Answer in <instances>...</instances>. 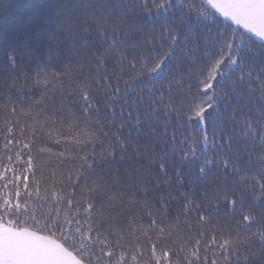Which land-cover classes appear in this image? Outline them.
Listing matches in <instances>:
<instances>
[{"label":"snow or ice","instance_id":"snow-or-ice-1","mask_svg":"<svg viewBox=\"0 0 264 264\" xmlns=\"http://www.w3.org/2000/svg\"><path fill=\"white\" fill-rule=\"evenodd\" d=\"M46 7L0 77V264H264V0Z\"/></svg>","mask_w":264,"mask_h":264},{"label":"trees","instance_id":"trees-1","mask_svg":"<svg viewBox=\"0 0 264 264\" xmlns=\"http://www.w3.org/2000/svg\"><path fill=\"white\" fill-rule=\"evenodd\" d=\"M51 2L52 0H11L10 8L0 9V45L15 46L21 52V55L17 58L18 69H6L3 62L0 61V77L3 76L5 71L19 72L30 61H37L47 55V40L41 38L40 33L43 29L55 27L56 11L46 7ZM7 3L8 0H5L6 5ZM221 19L223 18L221 17ZM154 22L158 23V18L154 21H148L147 27H151ZM25 41L29 42L27 48L23 46ZM0 85H3L2 79H0ZM132 98L134 96L130 97V101ZM116 119L119 120V113H117ZM198 127L197 124L192 126L196 130H198ZM177 164H179L178 160ZM111 167L115 168L116 165L114 164ZM189 168L192 169L189 175L195 178L196 169L191 165H185L186 170ZM105 171H108V169H105ZM215 174L214 169L213 175ZM186 180L188 183L194 182L198 186L204 183V181L196 179L188 180L187 177ZM215 215L224 217L226 209L221 208L220 212Z\"/></svg>","mask_w":264,"mask_h":264}]
</instances>
